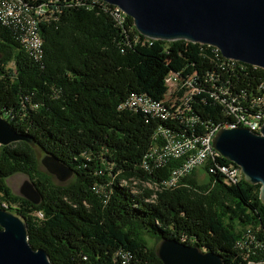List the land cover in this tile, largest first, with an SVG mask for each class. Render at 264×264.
<instances>
[{
	"label": "trees",
	"instance_id": "obj_1",
	"mask_svg": "<svg viewBox=\"0 0 264 264\" xmlns=\"http://www.w3.org/2000/svg\"><path fill=\"white\" fill-rule=\"evenodd\" d=\"M25 1L44 9L43 56L33 60L16 30L0 23V109L27 137L0 147V208L24 217L30 245L43 248L53 264H124L123 251L131 256L126 264H163L154 248L165 237L214 252L224 264H264V243L247 248L238 241L247 228L263 240L258 184L240 174L228 185L206 164L207 183L193 171L169 186L162 180L175 162L141 167L153 158L158 128L172 137L182 128L192 137L231 118L210 97L213 84L237 95L243 112H263L264 105L249 102L264 101V71L208 44L142 36L131 17L102 0ZM170 72L195 75L200 87L192 99L197 119L186 129L119 109L131 93L162 99ZM207 73L213 84L202 79ZM35 149L70 167L74 181L54 183ZM217 162L233 164L221 155ZM18 172L39 193L38 203L11 192L5 179Z\"/></svg>",
	"mask_w": 264,
	"mask_h": 264
},
{
	"label": "water",
	"instance_id": "obj_2",
	"mask_svg": "<svg viewBox=\"0 0 264 264\" xmlns=\"http://www.w3.org/2000/svg\"><path fill=\"white\" fill-rule=\"evenodd\" d=\"M132 18L136 31L153 40H185L216 47L221 55L264 71V0H102ZM27 137L15 131L0 109V147ZM215 150L238 166L242 179L259 185L264 205V122L259 132L244 127L220 128L212 139ZM36 151L44 170L64 181L72 173L57 158ZM39 161V159H38ZM20 196L36 204L40 196L26 180ZM154 251L163 264H224L210 251L175 239L161 238ZM0 264H53L43 248L28 242L24 217L0 208Z\"/></svg>",
	"mask_w": 264,
	"mask_h": 264
},
{
	"label": "built area",
	"instance_id": "obj_3",
	"mask_svg": "<svg viewBox=\"0 0 264 264\" xmlns=\"http://www.w3.org/2000/svg\"><path fill=\"white\" fill-rule=\"evenodd\" d=\"M27 6L32 8V18L14 19V12L18 11L15 5L8 4L7 0H0V9L6 10V17H0V23L11 26L16 30L17 39L27 54L35 61L41 60L43 56L42 38L39 33V22L42 18H37V10L43 7ZM122 19V17H120ZM195 75L181 76L178 72H170L165 77L166 91L160 100L152 99L145 94L131 93L123 102L119 104V109H134L135 111L146 112L150 117H164L181 123V127L187 128L195 122L197 116L193 113V96L200 92L199 84L194 81ZM200 78V77H199ZM205 82L213 84L214 78L211 73H207L203 78ZM210 97L215 99L223 108L225 116H230L220 124H208L201 134L192 135V142H185V131L179 130V137H172V131L159 130V141H157L153 158L148 162H141V167L146 170L160 167L168 162H175L166 179L172 183V179H183L193 171L207 164V173L221 176L224 183L231 185L237 183L234 180L236 165L217 162L220 154L215 150L212 139L220 128L244 127L253 132H259L263 118L252 111H244L237 100V95H231L228 87L224 84L212 85ZM253 105H264L262 97L253 98L249 102ZM247 103V105L249 104ZM3 206H6L3 204ZM40 215V214H39ZM247 228L238 241L245 247L251 244L254 247L261 246L263 240H256V233ZM264 247V244L261 246ZM130 254L123 251L121 259L126 264L130 259Z\"/></svg>",
	"mask_w": 264,
	"mask_h": 264
},
{
	"label": "bare ground",
	"instance_id": "obj_4",
	"mask_svg": "<svg viewBox=\"0 0 264 264\" xmlns=\"http://www.w3.org/2000/svg\"><path fill=\"white\" fill-rule=\"evenodd\" d=\"M7 2L10 5H15V8H18V11H20V12H14V19H22V17L23 18H32V8L28 7L26 2H22V0H7ZM118 9L120 11H122L119 7H118ZM43 15H44V9L41 7L39 10H37V18H43ZM0 17H6V10L0 9ZM227 59H230V58H227ZM231 60H234V59H231ZM132 110H134V109H132ZM258 111L255 112V113L259 114V116L262 117L263 120H264V111L263 112H258ZM160 118H164V117H160ZM159 130H164V129L160 128ZM164 131H166V130H164ZM156 133H157L156 137H158L159 136V132L157 131ZM185 142H192V137H185ZM155 147H156V145H154V147L152 148L153 151H150V152H152V154H154ZM239 176H240V169H239L238 166H236V171L234 172V180L238 181L239 180ZM179 180L180 179H172V183H168L167 182L166 184L169 185V186H172V185L176 184Z\"/></svg>",
	"mask_w": 264,
	"mask_h": 264
},
{
	"label": "rangeland",
	"instance_id": "obj_5",
	"mask_svg": "<svg viewBox=\"0 0 264 264\" xmlns=\"http://www.w3.org/2000/svg\"><path fill=\"white\" fill-rule=\"evenodd\" d=\"M39 159V168L43 171L44 170V167L43 165L41 164L40 160H41V157L38 158ZM197 179L199 181H202V182H205L207 183L208 182V176L207 174L205 173V171L202 169V168H198L197 169ZM51 175V174H50ZM52 176V179L54 181V183H61V184H70L71 182L74 181V173L72 172L71 175L69 177H67L64 181H59L55 175H51ZM28 180L29 181V178L27 175L23 174V173H14L13 175H10L8 176L5 181H6V184L8 185V187L10 188L11 192L15 195H20V187L22 186V184L24 183V181ZM146 185V184H145ZM147 186H151V185H147ZM152 187V186H151ZM148 242H149V245H151L152 243V240L148 239Z\"/></svg>",
	"mask_w": 264,
	"mask_h": 264
}]
</instances>
